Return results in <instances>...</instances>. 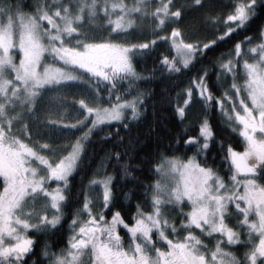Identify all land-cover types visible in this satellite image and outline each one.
Here are the masks:
<instances>
[{
	"label": "snow or ice",
	"instance_id": "1",
	"mask_svg": "<svg viewBox=\"0 0 264 264\" xmlns=\"http://www.w3.org/2000/svg\"><path fill=\"white\" fill-rule=\"evenodd\" d=\"M0 264H264V0H0Z\"/></svg>",
	"mask_w": 264,
	"mask_h": 264
}]
</instances>
